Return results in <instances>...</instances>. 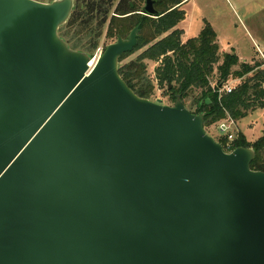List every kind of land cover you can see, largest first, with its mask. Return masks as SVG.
<instances>
[{"label": "water", "instance_id": "water-1", "mask_svg": "<svg viewBox=\"0 0 264 264\" xmlns=\"http://www.w3.org/2000/svg\"><path fill=\"white\" fill-rule=\"evenodd\" d=\"M73 7L0 0V264H264L254 150L127 86L139 26L90 67L58 33Z\"/></svg>", "mask_w": 264, "mask_h": 264}, {"label": "trees", "instance_id": "trees-1", "mask_svg": "<svg viewBox=\"0 0 264 264\" xmlns=\"http://www.w3.org/2000/svg\"><path fill=\"white\" fill-rule=\"evenodd\" d=\"M153 1L158 13L154 18L144 16V0H119L116 5L115 0H74L71 16L59 29V36L71 50L92 57L103 37L111 41L126 39L139 26L138 45L119 60V75L140 98L150 100L156 87L165 89L170 104L179 95L188 111L203 114L205 130L228 117L236 123L264 108V71L256 73L258 65L239 63L234 54L221 55L216 34L208 23L196 38L183 41V32L177 28L185 19L181 0ZM138 52L135 59L120 65ZM149 64H158L154 79L147 75ZM234 67L238 69L233 70ZM215 70L217 79L213 86ZM251 73L254 75L249 76ZM230 79L240 82L231 94L219 95L218 89ZM195 90L199 94L193 97ZM189 99L190 106L186 103ZM219 143L225 147L226 138L222 137ZM239 147L253 149L255 157L250 168L264 172V134L251 143L238 132L230 149Z\"/></svg>", "mask_w": 264, "mask_h": 264}, {"label": "rangeland", "instance_id": "rangeland-1", "mask_svg": "<svg viewBox=\"0 0 264 264\" xmlns=\"http://www.w3.org/2000/svg\"><path fill=\"white\" fill-rule=\"evenodd\" d=\"M118 2L119 0H115V5ZM189 5L190 6L187 7L185 6L188 14L185 25L187 26L188 24H191L192 34H197V37L204 29L205 24L208 23L213 31L217 34V42L221 47V55L225 53H235V56L243 58V61H246L247 64L251 62L256 63L254 65L261 66L262 70L264 71V11L256 12L255 14H252V18H248L245 16V12L235 11L228 0H191ZM254 10H258L257 7H255ZM114 42L115 41L106 40L103 37L98 48H102L104 51L107 45ZM232 50H235V52ZM95 52L96 50L93 52V56L90 58L93 59ZM139 53L140 52L131 55L120 65L135 59ZM220 64L221 62H219L217 66ZM157 65L158 64L148 65L147 75L151 79H154V69L157 67ZM217 66L215 65V68ZM236 69H238V67L233 68V70ZM256 71H258V69L255 70V72ZM216 73L217 71L215 70L214 79L212 80L213 86L217 79ZM254 74L251 73L249 76H253ZM230 81L233 80L230 79L227 83ZM263 87L264 83L262 84V89ZM198 94L199 91L195 90L193 97H196ZM157 100L162 101L163 105L173 106V104L168 103V96L166 95L165 89H158L157 87L155 88V93L150 101L156 102ZM186 103L188 106H190L191 99L187 100ZM240 122V127L242 130L246 131V129H251L247 133L250 140L257 136L261 137L262 134H264H259L260 131H264V108L251 112ZM217 125L218 124L207 129L206 132L208 135L213 137L216 142L219 143L222 139V136L218 131ZM248 125L250 127L252 125V127H247Z\"/></svg>", "mask_w": 264, "mask_h": 264}, {"label": "crops", "instance_id": "crops-1", "mask_svg": "<svg viewBox=\"0 0 264 264\" xmlns=\"http://www.w3.org/2000/svg\"><path fill=\"white\" fill-rule=\"evenodd\" d=\"M190 1L191 0H181L182 2V5H181V9L184 11L185 13V19L178 25V29L181 30L183 32V40H188L190 38H196V35L197 34H192V27H191V24H188L187 26L185 25L186 24V21H187V18H188V14H187V11H186V7L187 6H190ZM230 2V4L232 5V7L234 8L235 11H238V12H245V16L248 17V18H252V14H255L256 12H261V11H264V0H228ZM186 6V7H185ZM255 7H257L258 10H254ZM251 8V9H250ZM250 9V10H249ZM254 10V11H253ZM216 34V33H215ZM216 41H217V34H216ZM218 46H219V50H220V45L219 43L217 42ZM235 52V50H232ZM233 52V53H234ZM235 54V53H234ZM237 57V56H236ZM238 58V61L239 63H242V64H247L246 61H243V58ZM256 63H248V65L252 66ZM258 70H262V67L259 66L257 68ZM241 121V120H240ZM240 121L236 122L235 123V127H236V130L237 132H240L243 134V136L246 138V140L248 142H254L256 141L259 137H255L254 139L250 140L249 136H248V131H250L251 129H246V131L242 130V128L240 127ZM247 127H250L249 125ZM252 127V125H251ZM250 127V128H251ZM261 133H264V131H260L259 134L261 135Z\"/></svg>", "mask_w": 264, "mask_h": 264}, {"label": "built area", "instance_id": "built-area-1", "mask_svg": "<svg viewBox=\"0 0 264 264\" xmlns=\"http://www.w3.org/2000/svg\"><path fill=\"white\" fill-rule=\"evenodd\" d=\"M102 53H103L102 48L96 49L93 59L91 58V62L93 61L95 63ZM238 83H239L238 80H233V81H230L229 83L224 84L222 87L218 89V94L219 95L231 94ZM263 90H264V87H263ZM217 128H218L220 135L223 138H226L227 140V143L225 147H223V149L226 152H231L230 143L236 139V135L238 133L235 127V123L228 117L222 120L221 122H219L217 125Z\"/></svg>", "mask_w": 264, "mask_h": 264}, {"label": "bare ground", "instance_id": "bare-ground-1", "mask_svg": "<svg viewBox=\"0 0 264 264\" xmlns=\"http://www.w3.org/2000/svg\"><path fill=\"white\" fill-rule=\"evenodd\" d=\"M93 64H94V62L92 61V62L90 63V67H92V66H93Z\"/></svg>", "mask_w": 264, "mask_h": 264}]
</instances>
